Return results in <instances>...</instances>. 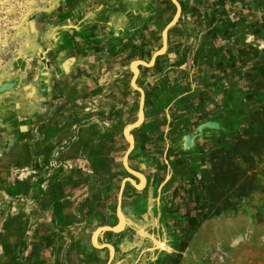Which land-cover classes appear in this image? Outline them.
<instances>
[{
  "label": "crops",
  "instance_id": "0c3cea01",
  "mask_svg": "<svg viewBox=\"0 0 264 264\" xmlns=\"http://www.w3.org/2000/svg\"><path fill=\"white\" fill-rule=\"evenodd\" d=\"M205 3H180L178 31L166 41L165 55L137 69L134 81L122 74L88 76L97 65L90 62L91 52L99 49L85 40L80 47L75 35L81 27L60 30L55 24L43 31L38 29L43 18L37 16L34 38H47L50 46L30 51L27 11L16 17L13 31L5 28L12 15L0 13V264H170L192 227L188 214L196 203L188 210L189 195L214 182V166L224 158L234 166L249 160L252 149L264 151V0H230L235 8L227 16L187 12V5L196 10ZM0 4L7 6L5 0ZM94 16L100 20L106 14ZM77 18L88 22L91 17L83 12ZM187 20H194L193 29ZM83 26L82 38L89 43L87 33L96 26ZM59 35H66L64 44ZM6 37L19 39L17 51L4 44ZM252 48L258 62H252ZM15 53L17 62L7 58ZM99 64L103 69L105 62ZM29 68L35 70L33 78L27 76ZM77 70L84 71L82 77L69 76ZM132 82L142 90L143 106L139 125L130 130L126 164L143 180L126 168L123 175L129 142L114 102L128 86L133 89ZM138 116L139 104L130 123ZM125 178L134 183L122 184ZM173 181L186 193L175 204L171 198L177 195L166 185ZM187 183L194 188L185 190ZM119 196L123 227L115 230L122 222ZM167 206L185 208H171L167 220L160 210ZM105 226L111 229H101Z\"/></svg>",
  "mask_w": 264,
  "mask_h": 264
},
{
  "label": "rangeland",
  "instance_id": "374dc122",
  "mask_svg": "<svg viewBox=\"0 0 264 264\" xmlns=\"http://www.w3.org/2000/svg\"><path fill=\"white\" fill-rule=\"evenodd\" d=\"M20 1L5 0L7 6L0 4V13L12 15L10 17L12 20L7 22L5 28L11 26L7 29L13 31L14 26L18 24L15 20L16 17L20 16L21 11H27V24L32 26V28H28L32 31V35L30 34L31 37L26 39L28 49H32L30 51H35L34 46H43L44 48L50 46L49 39L44 37L34 38L35 28H37L34 21L38 18L37 16L43 18V20L39 19L41 22L38 23V29L41 28L43 31L52 28L55 24H59L60 30L66 29L65 26L67 25H74L75 29L81 27L80 33L75 35L76 42L80 47L84 44L82 41L85 40L87 42H85V45L99 49L91 52L92 59L90 62L96 61L97 65L88 70V76L90 78H113L118 75L120 77V74H122V78L126 81H129L131 76L133 77L132 72L134 73V70L151 67L153 64L146 66L134 61L131 68H129V63L132 60H142L149 63L154 53L161 52L154 57L155 60L161 59L165 55L167 47H163V36L168 44L171 36L178 31L177 23H179L180 14L183 12L180 6L176 22L164 32V29L177 12L172 0H26L29 1L26 6H22ZM176 1L180 5V3H188L189 0ZM40 3L43 4L41 9L39 8ZM232 4L230 0H214V2L206 0L205 6L197 7L196 10H194L195 7L192 4L187 5L186 8L190 14L203 13L227 16L234 13L235 7ZM236 9L240 14L247 12L246 10L243 11L242 8ZM83 12L90 15V21H80L77 18ZM101 12L106 14V17L100 20L94 19L95 13ZM54 14L61 16L53 19ZM72 14L75 16L74 21H68L67 16ZM40 15L42 16L40 17ZM50 18L53 20H50ZM94 20L102 22L101 25L96 26L95 24L98 22H93ZM193 22L194 20H187L188 29L194 28ZM83 24L85 26L88 24L96 26L91 32L87 33V35H90L89 43L88 38L83 39V35H81L84 32L83 29H87ZM221 24L226 25L225 22ZM2 25L3 23H0V26ZM214 25L216 24L214 23ZM101 27H103V30ZM105 27L106 32L104 31ZM110 27L112 29L109 30ZM60 36L58 37L59 44H64L67 40L66 35L65 37ZM8 37L3 39L4 44L10 45V49L17 51L19 39ZM29 50L26 53L27 59L33 61L35 59L34 52L30 53ZM251 51L252 62H258V53L254 48ZM21 56H23L22 53ZM18 57L19 55L15 53L7 58L17 62ZM7 58L5 59L7 60ZM85 60L89 61V59ZM114 60L121 63L119 62V65L114 66L112 65ZM102 62H105V65L103 69H100L99 66L102 64L99 63ZM57 70L59 76L64 75L61 68ZM34 71L29 68L27 76L33 78ZM85 72L87 73V71ZM83 73V70H77L73 75L69 73V76L78 78L82 77ZM132 88L128 86L129 92L122 91V93L124 92L122 98L117 96V100L114 99L117 108L119 107L118 109L122 110L123 127L131 125L130 122L136 115V108L141 99V93L134 87ZM123 89L125 90V87ZM111 94H114V88H110ZM95 100H97V97ZM94 106L92 107L94 108ZM141 118L139 119L141 120ZM137 121L138 118L133 123ZM126 128L124 130L126 138L132 137L130 130L133 127L130 126L127 130ZM126 131L130 134L129 136L126 135ZM253 143L255 144V142ZM127 144L125 142V148L128 147ZM251 154L249 160H240L234 166L228 164L227 158H224V163L214 166V182L203 183L201 189L197 188L200 189V192L196 194L197 196L192 195V193L189 195L188 203L190 205L188 210L196 203L191 213L188 214V222H191L192 227L186 231L185 238L182 240L180 249H178L180 251L174 252V261H171L170 264H264V151L262 149H252ZM125 170L124 167L123 175H126L127 170ZM172 183L171 186H168V183L166 185L169 187L168 193L172 195V192H175L177 195L174 199L171 198L175 204L186 193H184V186H181L180 182L173 181ZM141 186L140 184L137 187L140 188ZM186 186L188 188H185V190L194 188V185L190 183H187ZM178 192L181 196L177 194ZM155 194H157V191H155ZM167 200H170V197L165 198L163 201ZM113 207L115 210V205ZM171 208L183 212L185 207L167 206L161 208L160 210L163 213L166 212L167 220L172 218L169 213ZM248 211L250 212L248 213ZM120 219L122 222L115 230L123 227L121 215ZM155 232L162 234L163 238H170L169 232L167 234L163 230H156ZM232 238H236V241L234 242ZM151 255L153 254L151 253ZM165 264H168V262Z\"/></svg>",
  "mask_w": 264,
  "mask_h": 264
},
{
  "label": "water",
  "instance_id": "95a60500",
  "mask_svg": "<svg viewBox=\"0 0 264 264\" xmlns=\"http://www.w3.org/2000/svg\"><path fill=\"white\" fill-rule=\"evenodd\" d=\"M172 1H173V3H174L175 6H176L177 12H176V15L174 16V18L169 22V24H168V25L166 26V28L164 29V32H166V30L168 29V27H170L171 25H173V24L176 22V19H177L178 15H179L180 6H179V4H178V2H177L176 0H172ZM163 47H166V39H163ZM160 53H161V52H156V53H154V55H153V57L151 58V60L149 61V63H145V62H143L142 60H136V62H137L138 64H141V65L149 66V65H151V64L153 63V61H154V57H155L156 55H159ZM137 73H138V71L133 73V74H134V75H133V79H132L133 81H134V79L136 78ZM134 77H135V78H134ZM132 84H133V86H134L135 88H137V89L139 90V92L141 93V99H140V103H139V116H138V123L135 124V125L133 126V128H134V127L138 126V124H139L140 121H141L139 118H141V116H142L143 93H142V90H141L140 88H138V87H136V86L134 85L133 82H132ZM128 142H129V149H128L127 153H126L125 156H124V166H125V168L127 169V171H129L130 173H132V174L138 176L140 179L143 180L144 178H143V176H142L141 174L132 171V170L128 167V165L126 164V155H127L128 152L130 151V148L132 147V138H131V139H128ZM124 181H130L131 183H134L133 180L130 179V178H125V179L123 180L122 184L124 183ZM119 212H120V196L118 197V205H117V215H118V217H120ZM101 229H104V230H110L111 228L105 226V227H102ZM107 246L109 247L110 250H112V246H111V245H107Z\"/></svg>",
  "mask_w": 264,
  "mask_h": 264
},
{
  "label": "bare ground",
  "instance_id": "6f19581e",
  "mask_svg": "<svg viewBox=\"0 0 264 264\" xmlns=\"http://www.w3.org/2000/svg\"><path fill=\"white\" fill-rule=\"evenodd\" d=\"M163 39H165V37L163 36ZM135 65H136V63H135ZM134 72H137L136 70H134ZM135 78V77H134ZM142 117V116H141ZM138 123V121L136 122V123H133V124H131V125H129L128 127H130V126H134L135 124H137ZM128 127L126 128V130L128 129ZM126 135L127 136H129L130 134L128 133V131H126ZM128 138V137H127ZM132 137H130V138H128V139H131Z\"/></svg>",
  "mask_w": 264,
  "mask_h": 264
}]
</instances>
